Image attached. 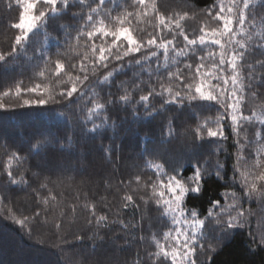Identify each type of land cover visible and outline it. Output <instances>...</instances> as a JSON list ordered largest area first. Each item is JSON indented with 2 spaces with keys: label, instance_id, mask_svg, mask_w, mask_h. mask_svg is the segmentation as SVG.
<instances>
[{
  "label": "trees",
  "instance_id": "obj_1",
  "mask_svg": "<svg viewBox=\"0 0 264 264\" xmlns=\"http://www.w3.org/2000/svg\"><path fill=\"white\" fill-rule=\"evenodd\" d=\"M123 2L112 0V6ZM214 2L156 0L160 11L165 14L189 13L185 24L190 36L193 29L199 34L200 26H217L216 21L206 15L207 8ZM224 2L227 4V0ZM253 4L259 12L253 31L256 39L264 35V8L261 7L264 0H253ZM22 8L20 0H0V54L6 57V62L0 61V165H7L13 152L26 158L22 165L15 160L10 161L18 183L11 184L6 179V172L0 170V264H133L138 256L145 257L147 252L155 250L153 234L159 238L163 231H167L163 224L167 218L161 217L159 209L149 199L151 189L145 187L149 176L155 179L154 169L148 164H162L165 169L169 165H183L187 170L194 157L214 161L216 144L208 140L193 142L190 133L197 124L207 123L214 127L218 105L200 101L208 104L207 109H201L195 107L198 102L193 101L175 112L161 110L152 117L143 115L142 108L139 116H133L130 107L113 108L107 113L110 126L97 133H82L78 120L87 115V107L91 105L81 111L67 99L61 100L59 93L71 88L69 76L73 82L77 75L82 77L76 70L69 72L68 66H78L81 57L91 54L90 49L84 47L83 41L79 46L76 41H72L70 46L65 44L66 33L74 24L71 18L65 17L50 26L42 25L32 37L31 45L20 46L17 54L11 55L15 36L21 31L11 25L18 22ZM134 27V36L147 38L153 31L152 25L144 18ZM177 46H183L182 37H178ZM214 50L218 60V46H214ZM196 54L204 55L199 50ZM257 58L264 59L259 50L249 60L253 62ZM57 59L65 65V72L60 77H57L54 66ZM177 59L181 70L185 60L193 63L194 67L199 63L195 56ZM156 67L152 65L153 69ZM160 71H165L163 62ZM213 71L211 63H208L201 69L202 75L196 78L194 86L204 80V74ZM40 72L44 75L41 76ZM96 75L100 77V72ZM131 75L128 70L127 75L119 76V80H128ZM144 78L147 79L146 74ZM89 83L84 81L76 86L87 92L84 85ZM215 83L209 76L204 80L203 90L209 91V85ZM37 85L35 92L26 91ZM168 86L165 82V87ZM17 88L21 90L19 95ZM100 88H107V85ZM100 88L95 90L100 91ZM111 90L119 94L116 88ZM259 90L264 94V86ZM101 96H106V92ZM74 97L79 100L78 94ZM39 98L48 103H36ZM24 100L30 103L25 104ZM156 107L159 109V104ZM257 111H260L259 107ZM193 115L197 117L195 123L190 119ZM169 119L172 120L171 125ZM87 127L91 128V123ZM169 127L175 129V135L171 137L167 134ZM225 131L228 134L229 130ZM41 132L51 133L59 143L37 148L33 141L30 154L26 150L29 143ZM231 143L230 137L227 144ZM228 151L234 149L229 148ZM220 159H225V156H220ZM227 168L226 179L230 181L231 163ZM137 175L141 177L139 182L135 180ZM206 179V191L188 204V207H195L204 214L211 200L226 191L223 182L214 176ZM126 195H132L133 200L125 208L123 198ZM92 205L96 206L97 215H108V227H96L88 222L93 220L88 212ZM243 208L249 223L244 228L234 229L217 246L214 264H264V247L254 245L250 235L259 237L264 234V206L251 201L244 203ZM36 212L40 213L38 217ZM120 219L129 225L127 229L121 228ZM18 220L25 222L21 225Z\"/></svg>",
  "mask_w": 264,
  "mask_h": 264
},
{
  "label": "snow or ice",
  "instance_id": "obj_2",
  "mask_svg": "<svg viewBox=\"0 0 264 264\" xmlns=\"http://www.w3.org/2000/svg\"><path fill=\"white\" fill-rule=\"evenodd\" d=\"M20 3L23 8L19 20L11 27L21 31L15 36L11 55H16L20 46L31 45L32 37L42 25L50 26L65 17L74 21L72 30L66 33L65 44L70 46L72 41H76L79 46V42L83 41L84 47L90 49L91 54L81 57L78 66H68L69 72L76 70L82 77L77 75L73 82L69 76L71 88L59 93L61 100L67 99L69 104L76 105L81 111L91 105L87 107V115L78 120L82 133H97L110 126L107 113L113 108L130 107L133 116H139L142 108L143 115L152 117L161 110L175 112L193 101H197L194 106L201 109H207L208 104L200 101L218 105L214 127L207 123L197 124L190 133L193 142L208 140L216 144L214 161L194 157L189 161L187 170L183 165H169L165 169L162 164H148L154 169L155 179L149 176L145 187L151 189L149 199L155 203L161 217L167 218L163 221L167 231H163L159 238L153 234L155 250L133 261V264H214L217 246L234 229L244 228L249 223L243 204L255 201L264 206V94L259 90L264 86V59L249 60L257 50L264 55V35L254 39L259 12L253 0H227V4L224 0H215L207 8L206 15L216 21L217 26H200L199 34L193 29L191 36L185 24L189 13L165 14L160 11L156 0H124L123 4L114 7L112 0H20ZM261 7L264 8V5ZM142 18L153 28L147 38L133 35L136 30L134 24H139ZM178 37L183 38L182 47L177 46ZM214 46L219 49L218 60ZM198 50L204 55H197ZM191 56H195L199 63L194 67L193 63L185 60L181 70L177 58ZM0 61L6 62L4 54H0ZM162 62L164 72L160 71ZM208 63L214 71L204 74V80L211 76L216 83L210 84L209 91L205 92L204 80L195 86L194 81L202 75L201 69L206 68ZM153 64L157 66L154 69ZM54 66L57 77H60L65 72L64 63L57 59ZM173 67L177 70L173 71ZM128 70L132 73L131 77L119 80V76L127 75ZM97 72H100V77H97ZM40 75L44 73L40 72ZM84 81H90L84 85L87 92L76 86ZM165 82L170 86L165 87ZM105 84L107 88H100ZM37 87L39 85L26 91L35 92ZM113 87L119 94L112 92ZM20 91L17 88V95ZM102 92H106V96L102 97ZM74 94L79 95V100ZM24 103L29 104L30 101L24 100ZM36 103L44 105L48 101L39 98ZM156 104H159V109ZM172 105L176 107L170 108ZM190 119L195 123L197 117L193 115ZM89 123L91 128L87 127ZM168 123L171 125L172 120L169 119ZM167 134L170 137L175 135V129L169 127ZM230 137L232 143L228 145ZM33 141L37 148L59 143V139L51 133H38L26 149L30 154ZM229 148L234 151H228ZM222 155L225 156L223 160L220 159ZM25 159L13 152L8 164L0 165V170L6 172V179L11 184L18 181L14 178L10 161L15 160L22 165ZM229 163L232 172L230 181L226 179ZM189 171L190 175L187 174ZM213 176L223 182L226 191L211 200L206 214L195 207H188L194 198L206 191V178ZM135 180L139 182L141 177L137 175ZM123 199V207L126 208L133 197L126 195ZM88 212L93 217L88 221L90 224L109 226L108 215H97L95 205ZM39 215L36 212V216ZM24 222L17 221L21 225ZM118 223L122 229L129 227L123 219ZM250 235L254 245L264 247V234L259 237Z\"/></svg>",
  "mask_w": 264,
  "mask_h": 264
},
{
  "label": "rangeland",
  "instance_id": "obj_3",
  "mask_svg": "<svg viewBox=\"0 0 264 264\" xmlns=\"http://www.w3.org/2000/svg\"><path fill=\"white\" fill-rule=\"evenodd\" d=\"M41 27H42V26H41ZM41 27H40V28H41Z\"/></svg>",
  "mask_w": 264,
  "mask_h": 264
}]
</instances>
